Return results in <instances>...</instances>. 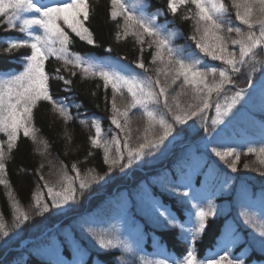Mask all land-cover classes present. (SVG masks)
Listing matches in <instances>:
<instances>
[{"label":"trees","instance_id":"trees-1","mask_svg":"<svg viewBox=\"0 0 264 264\" xmlns=\"http://www.w3.org/2000/svg\"><path fill=\"white\" fill-rule=\"evenodd\" d=\"M44 2L51 3L53 0ZM224 2L233 24L247 31L246 26L240 24L235 17L237 10L241 12L244 10L243 0H235L241 5L239 9L233 6V0ZM127 3L136 4L137 10L143 9L146 14L159 13L156 23L161 25L166 33H175L172 39L173 46L184 50L185 55L195 53L201 56L203 68L225 67L220 61L204 56L196 48V41L192 37L196 35L199 40L200 35L195 32V21L184 19L185 16L194 14L193 5H178L177 12L172 14L168 8V0H127ZM89 5L93 11L85 26L93 33L94 45L75 37L61 22V26L72 36L71 51L108 63L115 70L140 77L159 78L164 84L163 72L157 77L155 71L158 67L163 68V65L159 62L151 63L155 46L149 48L148 42L152 38L144 36L145 44L141 52L142 46L136 37L131 34L124 37L123 29L118 27L123 24V17H117L115 20L111 18L110 0H89ZM189 9L192 11L189 12ZM5 20L6 17H0V38L23 39L24 34L19 32V28L8 29ZM117 32L121 33L120 39H117ZM225 35L235 38L234 32ZM6 48L7 44L0 40V72L20 71L24 63L21 57L30 54V49L19 48L7 52ZM141 59L149 69L147 73L136 67ZM56 67H61L63 75L72 79L73 84L72 90L68 92L63 90L66 86L62 81L50 80L52 94L54 97H68L67 103H74L79 107L71 108L74 118L66 125L51 104L41 101L33 110V121L38 129V138L48 142L47 152L40 155L37 148L43 146L34 144L21 132L17 146L6 159L4 179L15 198L29 213L30 220L19 228L13 227L11 200L7 195L9 188L0 184V214L3 215L10 232L9 237L0 239V264H76L77 261H82V264H146V262L155 264L157 260L180 257L187 246L178 239L179 230L162 229L158 226L151 212L149 198L155 197L169 205L183 219L184 209L190 206L178 203L186 198L171 191V188L178 185L181 180H186L189 174L192 185L190 194L197 196L202 202L211 198L217 210L214 217L208 218L207 227L197 242L198 256L205 258L214 253H221L232 234L239 233L243 242L232 249L233 254H243L247 264H264V251L256 242L259 237L253 239L255 233L244 224V217L241 215L245 213L259 226V218L264 214V175L255 170L264 171V166L259 163V154H245L249 146H264V81L261 80L264 78V70L253 76V87L248 89L244 100L225 120L227 124L220 126L215 132L206 134L198 118L188 121L185 125L174 124L173 135L154 155L146 156L123 172L114 171L104 181L93 184L91 190L84 196H78L76 203L63 209H52L43 215H36L32 207L33 193L41 192L44 199L48 200L47 190L44 188V181L39 178L40 175H43L50 185L54 184L56 190H60L62 184L57 181L61 165L67 167L72 178H75V173L71 171L73 163L82 174L92 169L100 175L108 171L102 150L92 148L90 144L89 137L95 134L91 119L87 126H82L79 123L80 119H99L104 135L108 139H111L113 132L119 135L123 150L124 137L110 122L111 86L105 91L102 80L82 79L79 70H76V76L72 77L68 72H63L62 65L55 58H50L46 62L47 72H54ZM234 80L235 88L232 91L247 88L245 74L234 76ZM168 82L170 83V76ZM181 83L182 78L169 89V103L171 96L179 91ZM186 91L187 95L179 97V102L183 106L192 102L190 87ZM232 91H229L228 95H231ZM130 99L125 90L123 98L117 95V104L123 108ZM212 100L213 102L216 100L215 94ZM160 108L163 110L162 103ZM166 115L167 119L174 123L171 114ZM206 115L210 127L211 117L215 115L214 108L209 109ZM130 117L129 127L132 130L130 144L135 145L142 142L137 141L136 137L142 136L146 117L139 109H133ZM66 131L72 137L71 142L65 135ZM209 139L211 145L224 148L232 146L241 152L237 172H231L226 162L220 161L210 152ZM6 141V135L0 133V143L4 144L5 151ZM228 159L230 161L232 158ZM41 164L44 165L43 168H40ZM245 164L249 166L247 169L244 167ZM226 178H230L227 187L224 186ZM76 187L78 188V183ZM89 229L98 235L103 234L125 241L133 249V253H125L122 249L101 250L89 235ZM119 257L122 259H118Z\"/></svg>","mask_w":264,"mask_h":264},{"label":"snow or ice","instance_id":"snow-or-ice-1","mask_svg":"<svg viewBox=\"0 0 264 264\" xmlns=\"http://www.w3.org/2000/svg\"><path fill=\"white\" fill-rule=\"evenodd\" d=\"M110 3L111 18L115 20L117 17H123V24L118 27L123 29L124 37L129 34L136 37L137 42L142 46L141 52L145 44L144 36L152 38L148 42L149 48L155 46L151 63L159 62L163 65V68L158 67L155 71L157 77L163 72L164 84L159 78L140 77L136 74L115 70L108 63H102L91 56L71 51V34L81 41H86L89 45L95 43L93 33L85 26V22L89 20L93 11L89 0H53L51 3H45L44 0H0V17H6L5 23L8 29L18 27L19 32L24 34L23 39L0 38L7 44L5 51L12 52L19 48L30 49V54L21 57L24 63L20 71L0 72V133L7 137V151L4 149V144L0 143V184L9 188L7 195L11 200L10 208L14 228H19L28 222L30 215L24 210L21 202L15 198L8 182L4 179L6 159L17 146L21 132L34 144L43 146V148H37L40 155L47 152L48 142L38 138V129L33 121V110L41 101L51 104L53 110L66 125L74 118L71 108L79 107L74 103H67L68 97H54L52 94L50 80L62 81L66 86L63 90L68 92L72 90L73 81L63 75L61 67H56L52 73L47 72L46 62L50 58H55L60 62L63 72H68L72 77L76 76V70H79L82 79L99 78L102 80L105 91L111 86L112 115L110 122L115 129L119 130L124 139L122 150L119 135L113 132L111 139H108L104 135L99 119H80L79 123L82 126H87L91 119L95 134L89 137L90 144L92 148L102 150L108 171L100 175L92 169L82 174L78 166L73 163L71 171L75 173V178H72L69 176L67 167L61 165L57 181L62 184L60 190H56L54 184L50 185L45 177L40 175L39 178L44 181V188L47 190L48 200L44 199L41 192L33 193L32 207L36 215H43L52 209H63L76 203L78 196H84L91 190L93 184L104 181L114 171L123 172L146 156L154 155L173 135L174 124L185 125L188 121L198 118L206 134L210 135L211 132H215L225 123L226 118L232 115L237 105L244 100L248 89L253 87V76L264 70V59H262L264 57V0H243V12L236 11V20L245 25L247 31L233 24L224 0H168V8L172 14L177 12L178 5L191 4L194 6V14L185 16L184 19L195 21V32L200 35L199 40L196 35L192 37L196 41V48L204 56L220 61L225 65L222 68H203L201 56L195 53L185 55L184 50L175 48L172 44L175 33H166L162 26L156 23L159 13L146 14L143 9L138 11L137 5H129L127 0H110ZM233 6L238 9L241 7L235 0H233ZM191 11L189 9V12ZM61 22L67 29H70L71 34L61 26ZM233 32L235 38L225 35V33ZM116 35L117 39L121 38L120 32ZM136 67L145 73L149 71L142 59L137 62ZM242 73L245 74L247 88L232 91L235 88L234 76ZM169 76L170 83L168 82ZM210 76L211 80H209ZM181 78L179 91L171 96V103H169V89ZM189 87L192 102L183 106L179 102V97L187 95L186 89ZM125 90L131 99L122 108L117 104V95L123 98ZM229 91H232L231 95H228ZM213 94L216 96L214 102ZM161 103L163 110L160 108ZM213 108L215 115L211 117L209 127L206 112ZM133 109L141 110L146 117L143 134L136 137L137 141L142 140V142L135 145L130 144L132 130L129 127L130 112ZM166 113L171 114L174 123L167 119ZM78 116L79 113H77ZM65 135L71 142V135L67 131ZM208 145H211V139L208 140ZM210 152L220 161L226 162L231 172L238 171L237 164L240 161L241 152L236 147L224 148L211 145ZM91 154L90 152L89 155ZM245 154H259V163L264 166V146H249ZM229 157L232 158L230 161ZM43 167L44 165L41 164L40 168ZM244 167L247 169L249 166L245 164ZM255 170L264 175V171ZM229 183L230 178H226L224 186L227 187ZM191 187V174H189L186 180H181L178 185L171 188V191L186 198L178 203L190 206L184 209L183 219L169 205H165L155 197L149 198L151 212L158 226L162 229H178L180 233L178 239L187 246L180 257L157 260L155 264H247L243 254L234 255L232 251L235 246L243 242L239 233L232 234L221 253H214L205 258L198 256L197 242L207 227L208 218L214 217L217 210L211 198L202 202L197 196L191 195ZM180 189L184 190L180 191ZM48 201L51 203L49 204ZM241 215L244 217V224L253 229L255 233L253 239L255 240L256 236L259 237L256 242L264 251V214L259 218V226L245 213ZM88 231L101 250L122 249L125 253H133V249L123 240L103 234L98 235L91 229ZM9 235L4 217L0 214V239L7 238ZM76 264H82V261H77ZM146 264H151V262H146Z\"/></svg>","mask_w":264,"mask_h":264},{"label":"rangeland","instance_id":"rangeland-1","mask_svg":"<svg viewBox=\"0 0 264 264\" xmlns=\"http://www.w3.org/2000/svg\"><path fill=\"white\" fill-rule=\"evenodd\" d=\"M261 80L264 81V78H262ZM262 81H261V82H262ZM228 118H229V117H228ZM226 119H227V118H226ZM226 124H227V122H225V123H224L223 125H221V126H224V125H226Z\"/></svg>","mask_w":264,"mask_h":264}]
</instances>
